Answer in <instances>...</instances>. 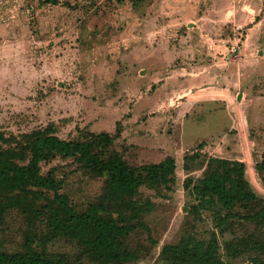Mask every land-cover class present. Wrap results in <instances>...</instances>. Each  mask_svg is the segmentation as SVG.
I'll return each mask as SVG.
<instances>
[{
	"label": "rangeland",
	"instance_id": "374dc122",
	"mask_svg": "<svg viewBox=\"0 0 264 264\" xmlns=\"http://www.w3.org/2000/svg\"><path fill=\"white\" fill-rule=\"evenodd\" d=\"M210 100L219 102L220 117L185 121V145L205 138L203 154L246 152L261 161L264 0H0L1 131L55 123L59 136L70 137L83 127L114 134L119 123L117 144L127 146L128 161L158 163L184 154L170 142L185 119L175 106L188 102L198 112ZM239 122L249 139L239 136ZM253 171L248 175L264 198ZM186 176L181 164L171 191L141 188V198L154 206L142 214L151 228L143 229L142 243L151 249L138 264H161L156 244L177 243L185 227L197 240L210 239L217 223L210 210L186 218V203L193 201L183 188ZM100 186V180L84 181L70 192L85 200ZM216 231L217 264H264V227L234 220Z\"/></svg>",
	"mask_w": 264,
	"mask_h": 264
},
{
	"label": "trees",
	"instance_id": "16d2710c",
	"mask_svg": "<svg viewBox=\"0 0 264 264\" xmlns=\"http://www.w3.org/2000/svg\"><path fill=\"white\" fill-rule=\"evenodd\" d=\"M122 129L119 123L114 134L83 127L70 137L59 136L55 123L0 130V264H138L150 253L142 241L143 229L151 228L142 214L154 203L141 198V188L171 191L181 159L130 163L127 146L117 144ZM204 147L202 142L183 156V188L193 198L185 213L189 219L210 210L216 226L206 242L187 227L177 243L158 242L161 264H217L216 227L223 233L234 220L264 227V198L245 163L203 154ZM197 170L202 174L195 177ZM256 170L264 184V154ZM90 180L101 181L97 195L75 198L70 188Z\"/></svg>",
	"mask_w": 264,
	"mask_h": 264
},
{
	"label": "crops",
	"instance_id": "0c3cea01",
	"mask_svg": "<svg viewBox=\"0 0 264 264\" xmlns=\"http://www.w3.org/2000/svg\"><path fill=\"white\" fill-rule=\"evenodd\" d=\"M187 19V22H189L190 20L188 19V17H186ZM197 75H199V74H197ZM206 74L203 76V79H205L206 80ZM225 94H226V92H225ZM238 95L239 94H236L235 95V97H233L232 99L233 100H235V101H237L238 100ZM188 106H189V103L187 102L186 103ZM186 104H184V103H180V104H178L177 106H175L176 107V112L177 113H182V114H184V116H185V119H184V121H182L180 124H176V126L173 128V130H172V134L170 135V142L174 139V141L176 142V143H178L179 145H181L182 146V148H183V150H184V153L186 152V151H188V150H190V149H192V148H195L196 146H198V144H200V143H202V142H204V141H206V139L205 138H197V140L196 141H194V142H191V143H188L187 145H185V143H184V132H185V129H184V122L185 121H190V122H193V123H199V122H201V121H204V120H207V119H209L210 117H211V115H212V117H217V118H219L220 116H218L217 114L219 113V106H218V104H219V102H216L215 100H210V101H207V102H205V104H203V106L201 105V108H202V110H200V111H196V110H193L192 111V109H193V105H190L191 106V109L190 108H186L185 107V105ZM207 107V108H206ZM171 109V108H170ZM174 109V108H173ZM194 111H195V114H193V115H195L194 116V118L193 119H191L192 118V116H190V114H192V113H194ZM205 114H207L208 116L206 117V119H204V117H205ZM187 119V120H186ZM239 124H240V126H239ZM239 124L237 125L238 126V128H239V136H245V138H247V139H249L250 137H249V135L247 134V131L245 130V132H244V129L242 128V125H241V123L239 122ZM237 138H238V136H236ZM236 138V139H237ZM173 141V142H174ZM248 142H249V140H248ZM205 143V147H204V150H206L205 148H207L208 147V144H207V141L206 142H204ZM244 143H246L245 142V139H244ZM216 144H218V145H220V143H219V141L216 143ZM223 145V144H222ZM248 146H250V145H248ZM244 147V149H245V145L243 146ZM170 149V148H169ZM249 149V150H248ZM248 152H250V150L252 151V148L250 149V147H248ZM246 151V150H245ZM251 153V152H250ZM171 155V154H170ZM184 155V154H183ZM183 155H181V164L183 163ZM209 155H214L215 156V154H212L211 152L209 153ZM251 155V154H250ZM227 158H230V159H238V160H240V161H242V162H244L245 163V165H246V175H247V177H248V179L250 180V182L252 183V185H253V182L251 181V179H252V175H248V173L252 170L253 171V169L255 170V173H256V164H257V161L255 162L254 161V159H255V155L254 154H252L251 155V161H250V159L247 157V153L245 152L244 153V155H242L241 156V154H237V155H230V156H228ZM178 159V158H177ZM176 159V160H177ZM252 163L254 164V166H252ZM253 167V168H252ZM252 168V169H251ZM254 172V171H253ZM251 177V179H250V177ZM257 177H258V174H257ZM259 179V178H258ZM254 186V185H253Z\"/></svg>",
	"mask_w": 264,
	"mask_h": 264
},
{
	"label": "built area",
	"instance_id": "2783aa9c",
	"mask_svg": "<svg viewBox=\"0 0 264 264\" xmlns=\"http://www.w3.org/2000/svg\"><path fill=\"white\" fill-rule=\"evenodd\" d=\"M232 53H236L238 51V49L236 47H232L230 50Z\"/></svg>",
	"mask_w": 264,
	"mask_h": 264
}]
</instances>
